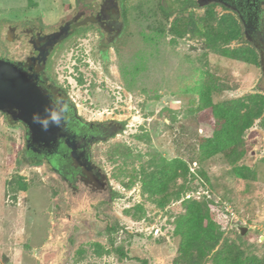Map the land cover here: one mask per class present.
I'll list each match as a JSON object with an SVG mask.
<instances>
[{
    "label": "rangeland",
    "instance_id": "374dc122",
    "mask_svg": "<svg viewBox=\"0 0 264 264\" xmlns=\"http://www.w3.org/2000/svg\"><path fill=\"white\" fill-rule=\"evenodd\" d=\"M99 3L0 0V15L30 23V28L33 20L48 32L74 10L96 11ZM165 4L171 14L164 33L157 0H124L126 14L119 17L124 28L114 49L102 46L107 48L105 59L97 51L102 33L85 28L67 40L52 62L53 76L82 117L107 125L108 120L122 122L119 132L93 148L92 158L102 175L92 187L64 184L42 163L28 161L22 154L23 126L8 123L0 114V264H175L179 255L175 220L184 212L182 200L188 197L214 200L221 242H234L246 254L264 259L260 118L243 133L246 153L237 165L252 172L247 178L235 174L221 153L197 159L200 138L211 135L213 123L194 110L197 87L208 73L219 79L215 101L239 98L264 103V51L246 38L230 41V48L243 44L255 48L256 59L246 62L223 56L196 35L174 40L168 30L173 18L201 16L205 7L182 8L178 0ZM213 8L218 15L230 12ZM7 47L16 54L28 49L21 40ZM189 120L195 121L197 132ZM181 125L186 128L184 135ZM176 157L188 164L185 180L191 190L164 202L158 193H150L143 178L156 172L164 160ZM185 180L179 177L176 183ZM168 185L173 188V183ZM203 264H213L211 257Z\"/></svg>",
    "mask_w": 264,
    "mask_h": 264
},
{
    "label": "trees",
    "instance_id": "16d2710c",
    "mask_svg": "<svg viewBox=\"0 0 264 264\" xmlns=\"http://www.w3.org/2000/svg\"><path fill=\"white\" fill-rule=\"evenodd\" d=\"M165 3L166 0H157V9L163 23L162 33L165 31L164 24L171 14L168 10L170 7ZM126 9L124 5L125 14ZM83 29L85 27L80 30ZM168 30L172 33L174 40L186 34L199 36L208 46L213 47L223 56L246 62L256 59L257 56L255 48L247 44L232 48L227 45L232 40L243 41L245 39L243 26L232 12L218 15L212 6H206L201 16L177 15L171 21ZM247 41L245 39V42ZM217 80L219 79L216 76L208 73L205 81L197 87L199 98L194 110L203 112L205 118L213 123L211 135L200 138L197 159L203 161L205 158L221 153L224 159L233 166L235 174L247 178L252 177V172L245 167H239L237 162L246 153L243 140L244 131L252 126L255 119L259 118V125L264 128V103L256 100L247 103L239 98L215 101L212 97L213 93L220 90ZM189 121L193 132H197L195 121ZM118 123L122 124V122ZM185 129V126H182L181 135H184ZM189 161L192 163L193 157ZM188 168L187 162L180 157L164 160L156 172H150L147 178H143V181L151 194H159L160 200L164 202L178 200L182 193L191 190L190 183L187 179L185 180ZM198 172L205 177L206 173L202 169H198ZM191 175L194 176L192 173ZM179 177L185 182L177 184ZM169 182L173 183L171 189H169ZM182 204L184 212L175 220L174 233L179 236V255L175 264H203L209 256L213 264H264L263 258L246 254L245 250L234 242L227 240L221 242L223 236L220 225L214 217L216 213L214 200L206 197L195 200L188 197L182 200ZM108 229H114V226H108ZM114 249L123 255L119 246Z\"/></svg>",
    "mask_w": 264,
    "mask_h": 264
},
{
    "label": "flooded vegetation",
    "instance_id": "af4514ba",
    "mask_svg": "<svg viewBox=\"0 0 264 264\" xmlns=\"http://www.w3.org/2000/svg\"><path fill=\"white\" fill-rule=\"evenodd\" d=\"M190 1L178 0L182 7L191 6ZM193 6L219 7L221 10L232 12L243 26L244 37L263 53L264 0H211L203 5ZM123 8L124 0H100L98 10L89 12L74 10L70 18L63 20L55 29L48 32L43 30L40 24L33 23V20L31 23L33 27L30 28V23L20 24L0 15V58L19 63L50 97L68 105V111L64 114L63 120L64 135L58 144V151L53 155L37 153L27 147L25 139L22 152L23 157L28 161L42 163L44 168H48L64 184L71 181L74 186H91L94 180L99 182L102 172L92 158L93 148L97 143L119 132L122 126L114 120H108L113 127L104 121L82 117L64 85L53 76L52 62L62 50L63 45H66L67 40L74 38L84 27L95 30L96 34L102 33L103 37L97 43V51L101 58L105 59L107 48L102 46L114 49L124 28V22L121 23L119 20ZM14 40L26 42L27 51L22 50L16 54L11 47H7ZM0 114L8 123L10 122L4 112L0 111ZM14 123L23 126L26 138L24 124L20 121Z\"/></svg>",
    "mask_w": 264,
    "mask_h": 264
},
{
    "label": "water",
    "instance_id": "95a60500",
    "mask_svg": "<svg viewBox=\"0 0 264 264\" xmlns=\"http://www.w3.org/2000/svg\"><path fill=\"white\" fill-rule=\"evenodd\" d=\"M211 0H191V5H203ZM262 61L264 57L262 56ZM264 70V67H263ZM51 107L49 94L15 61L0 58V111L10 123L20 121L26 127V145L37 153L53 155L64 135V124L50 125L45 131L33 122V114L45 116Z\"/></svg>",
    "mask_w": 264,
    "mask_h": 264
},
{
    "label": "clouds",
    "instance_id": "9594fccd",
    "mask_svg": "<svg viewBox=\"0 0 264 264\" xmlns=\"http://www.w3.org/2000/svg\"><path fill=\"white\" fill-rule=\"evenodd\" d=\"M68 111V105L63 103L59 99L51 97V107H47L45 116H41L38 113L33 114V122L39 124L45 131L50 125L60 127L64 120V114Z\"/></svg>",
    "mask_w": 264,
    "mask_h": 264
}]
</instances>
